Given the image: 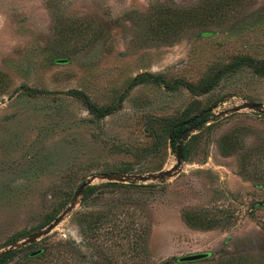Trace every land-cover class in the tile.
Instances as JSON below:
<instances>
[{
  "label": "rangeland",
  "instance_id": "rangeland-1",
  "mask_svg": "<svg viewBox=\"0 0 264 264\" xmlns=\"http://www.w3.org/2000/svg\"><path fill=\"white\" fill-rule=\"evenodd\" d=\"M226 1L0 0V252L263 261L264 76L234 61L264 65V0ZM69 90L114 110L96 118Z\"/></svg>",
  "mask_w": 264,
  "mask_h": 264
},
{
  "label": "trees",
  "instance_id": "trees-1",
  "mask_svg": "<svg viewBox=\"0 0 264 264\" xmlns=\"http://www.w3.org/2000/svg\"><path fill=\"white\" fill-rule=\"evenodd\" d=\"M223 4H224V7L227 4L228 6H231V8H229V9H234L235 6H237L239 4V2L236 0L233 2L226 1ZM222 6H220V7H222ZM220 7H217V8H220ZM226 8L227 7H225V9ZM180 15H184V13H180ZM180 15L177 17L178 20H179V18H181ZM186 15H188V17L190 19H194L196 17V13L194 11L192 13L188 12V14H186ZM180 21H182V20H180ZM242 63L250 65L253 68V70H255V72H257L261 76H264V65L261 64V62L254 61L250 58H245V57L237 58L234 61V65H240ZM219 73H220V70H217L212 75L211 79L204 85V88H203L204 90L211 88L215 84L217 78L219 77L218 76ZM140 77L141 76L133 77L131 80V83H135L136 81H138L140 79ZM23 89L29 94L42 93L41 90H36L33 88H29V87H24ZM67 94H70L73 97L81 99L84 102V104L86 105L87 111L89 113H91L93 116H95L96 118L104 117L114 110V107H100V106H96V105L92 104L88 100V98L85 96V94L83 92H81L80 90H69V91H67ZM204 118L205 117L203 115L198 119H196L194 117L191 118L192 120L190 119V122L180 121V122L173 124L169 130V139H170L171 143H173L175 141V139L177 138V136L182 132V130L184 129L185 123H187V125H189L190 123H194V122L200 123L204 120ZM83 198H84V196H83ZM93 229H94V231H92L91 234L96 238L99 236V234L97 233L96 228H93ZM111 245H113L115 247L116 246L120 247V243L118 242V240L113 241V243L111 242ZM36 250H38V252L35 255H31V252L36 251ZM57 250L58 249H56V251ZM19 256L24 261L27 262L26 264H47V260L51 259L54 256V254L51 252L50 249L44 250V249L40 248V249L33 250V249H30L29 246L27 245V246H24V247L19 248L17 250L10 249V250L3 252L0 255V264H7V263L8 264H22L23 262H21ZM14 257H17V260H14ZM48 257H49V259H47ZM12 260H13V262L10 263ZM193 262H195V261H193ZM252 262H253V259H251L247 256H243L240 254H225L222 256H218L217 259L214 261V263L209 262V263H205V264H252ZM178 263H185V262H178ZM192 264H196V263H192ZM260 264H264V259H263V261H261Z\"/></svg>",
  "mask_w": 264,
  "mask_h": 264
},
{
  "label": "water",
  "instance_id": "water-1",
  "mask_svg": "<svg viewBox=\"0 0 264 264\" xmlns=\"http://www.w3.org/2000/svg\"><path fill=\"white\" fill-rule=\"evenodd\" d=\"M55 62L57 63H63V62H66L67 59L66 58H61V59H55L54 60ZM250 107H254V108H257L259 107V104L257 103H250L248 104ZM175 149H176V155L178 158H180L181 154H180V144H176L175 145ZM85 184V182H83L77 189L76 191V195L80 193L81 191V187ZM256 206L259 205V204H255ZM260 205H264V202L261 203ZM66 211H63L61 214H59L50 224H48L46 227H45V231H49L52 227H54L56 225V223L60 220V218L62 217V215L65 213ZM45 232V233H46ZM28 241H30L28 239ZM7 250H10V249H6V250H3L0 252V255L7 251ZM38 252V250L36 251H33L31 252V255H35L36 253ZM210 256V252H195V253H189V254H185V255H181V256H178L176 257V261L178 262H193V261H198V260H201V259H204V258H207Z\"/></svg>",
  "mask_w": 264,
  "mask_h": 264
}]
</instances>
